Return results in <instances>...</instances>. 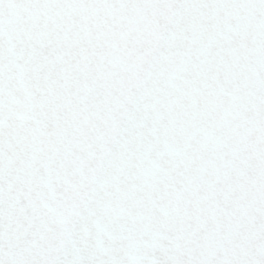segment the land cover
<instances>
[{
  "label": "snow or ice",
  "instance_id": "6c2138e0",
  "mask_svg": "<svg viewBox=\"0 0 264 264\" xmlns=\"http://www.w3.org/2000/svg\"><path fill=\"white\" fill-rule=\"evenodd\" d=\"M0 264H264V0H0Z\"/></svg>",
  "mask_w": 264,
  "mask_h": 264
}]
</instances>
